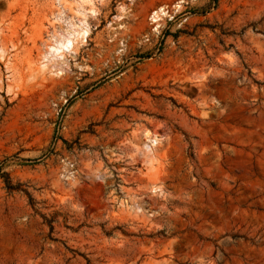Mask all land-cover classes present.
I'll return each mask as SVG.
<instances>
[{
    "label": "rangeland",
    "instance_id": "rangeland-1",
    "mask_svg": "<svg viewBox=\"0 0 264 264\" xmlns=\"http://www.w3.org/2000/svg\"><path fill=\"white\" fill-rule=\"evenodd\" d=\"M0 168V264H264V0H0Z\"/></svg>",
    "mask_w": 264,
    "mask_h": 264
},
{
    "label": "trees",
    "instance_id": "trees-1",
    "mask_svg": "<svg viewBox=\"0 0 264 264\" xmlns=\"http://www.w3.org/2000/svg\"><path fill=\"white\" fill-rule=\"evenodd\" d=\"M3 169L0 168V177L3 178V181L6 185V187L9 189V190H23L21 189L20 185H13L10 181V178L8 176V174L5 172V171H2ZM26 192V191H25ZM27 193V192H26ZM28 194V193H27ZM31 199V198H30Z\"/></svg>",
    "mask_w": 264,
    "mask_h": 264
},
{
    "label": "bare ground",
    "instance_id": "bare-ground-1",
    "mask_svg": "<svg viewBox=\"0 0 264 264\" xmlns=\"http://www.w3.org/2000/svg\"><path fill=\"white\" fill-rule=\"evenodd\" d=\"M162 9V8H161ZM160 9V10H161ZM159 10V11H160ZM162 11H164V10H162ZM161 11V12H162ZM157 13V11H155L154 12V14H156ZM85 33H87L86 31H85ZM72 44V42H71V39H66V40H64V41H62L61 43H60V47H54V49L55 50H61V52L63 53V50H65V49H63V48H66V47H68V46H70ZM69 48V47H68Z\"/></svg>",
    "mask_w": 264,
    "mask_h": 264
}]
</instances>
